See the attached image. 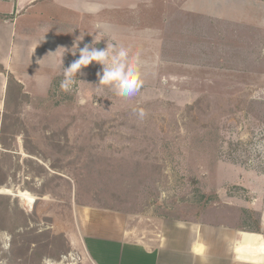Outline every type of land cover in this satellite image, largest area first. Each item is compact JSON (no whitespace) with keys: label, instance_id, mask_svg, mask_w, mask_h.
Listing matches in <instances>:
<instances>
[{"label":"rangeland","instance_id":"374dc122","mask_svg":"<svg viewBox=\"0 0 264 264\" xmlns=\"http://www.w3.org/2000/svg\"><path fill=\"white\" fill-rule=\"evenodd\" d=\"M50 1L17 33L25 20L32 35L65 38L74 25L76 38L103 16ZM121 3L101 25L141 54L134 97L98 90L96 63L67 92L58 67L13 73L20 91L0 74V264H91L75 204L138 214L151 230L157 217L246 228L258 218L264 230V0Z\"/></svg>","mask_w":264,"mask_h":264},{"label":"crops","instance_id":"0c3cea01","mask_svg":"<svg viewBox=\"0 0 264 264\" xmlns=\"http://www.w3.org/2000/svg\"><path fill=\"white\" fill-rule=\"evenodd\" d=\"M58 1L67 5L66 2L74 0ZM38 2L51 1L0 0V74L4 79L13 73H51V69L57 67L61 73L58 56L49 52L58 47H72L74 25L68 27L65 38L63 34L57 37L49 32L32 35L30 30L34 26L24 20L21 24L25 31L17 33L21 18ZM80 2L83 6L74 4L69 8L76 9L81 17L103 15L91 20L86 28L78 24L76 36L79 31L85 33L79 45L83 47L90 43L89 36L94 35L87 33L96 31V24L92 26V22L101 24L108 8L118 13L122 0ZM35 26L38 27L36 21ZM73 60L74 56L67 52L63 66L68 67ZM15 78L21 84L22 81ZM79 207L72 206L73 223L91 264H264V230L260 220L262 233L245 226L179 217H157L155 230H151L142 225L138 214L105 207ZM247 231L258 237L250 242L249 237H245Z\"/></svg>","mask_w":264,"mask_h":264},{"label":"clouds","instance_id":"9594fccd","mask_svg":"<svg viewBox=\"0 0 264 264\" xmlns=\"http://www.w3.org/2000/svg\"><path fill=\"white\" fill-rule=\"evenodd\" d=\"M95 29V32L87 33L88 35L94 34L91 43L80 47L85 35V33H80L70 49L58 47L57 50L49 52L53 56H58L59 59L63 76L60 88L65 92L72 90L75 77L84 74L82 69L96 63L101 66V70L97 72L98 83L95 84L98 90L101 86H108L119 97H134L143 86L141 54L133 53L132 49L105 25L97 24ZM104 38H107L106 46L97 48L95 45ZM67 52H71L77 58L68 67H64L63 58ZM137 114L141 119L145 116L143 109L137 110Z\"/></svg>","mask_w":264,"mask_h":264},{"label":"trees","instance_id":"16d2710c","mask_svg":"<svg viewBox=\"0 0 264 264\" xmlns=\"http://www.w3.org/2000/svg\"><path fill=\"white\" fill-rule=\"evenodd\" d=\"M0 70H1V67H0ZM8 78H10L9 80H12L14 83H16V85H17V87H18V89H19V91H20V89H21V84L18 82V81H16L15 79H14V77L11 75V74H8ZM1 197V196H0ZM254 227H253V231L254 232H258V233H262V230H261V227H260V224H259V219L258 218H256L255 219V221H254V225H253ZM19 235V234H18ZM30 237H28V238H26V240H25V242H24V249L22 250L24 253H27V249L28 248H30V245L33 243H36V240H34L33 242L29 239ZM29 242L31 243L30 245H29Z\"/></svg>","mask_w":264,"mask_h":264},{"label":"water","instance_id":"95a60500","mask_svg":"<svg viewBox=\"0 0 264 264\" xmlns=\"http://www.w3.org/2000/svg\"><path fill=\"white\" fill-rule=\"evenodd\" d=\"M96 47L97 48H104V46L101 43H97ZM0 190L2 191V190H6V189L5 188H1Z\"/></svg>","mask_w":264,"mask_h":264}]
</instances>
